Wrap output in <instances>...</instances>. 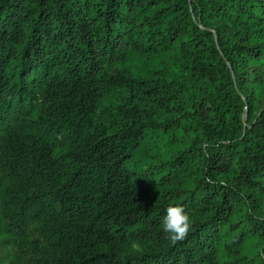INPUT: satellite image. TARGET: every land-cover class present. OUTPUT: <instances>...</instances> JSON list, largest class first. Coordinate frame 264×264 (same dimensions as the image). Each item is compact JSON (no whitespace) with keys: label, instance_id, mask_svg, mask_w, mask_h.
<instances>
[{"label":"trees","instance_id":"trees-1","mask_svg":"<svg viewBox=\"0 0 264 264\" xmlns=\"http://www.w3.org/2000/svg\"><path fill=\"white\" fill-rule=\"evenodd\" d=\"M0 221L34 264H264V0H0Z\"/></svg>","mask_w":264,"mask_h":264},{"label":"rangeland","instance_id":"rangeland-1","mask_svg":"<svg viewBox=\"0 0 264 264\" xmlns=\"http://www.w3.org/2000/svg\"><path fill=\"white\" fill-rule=\"evenodd\" d=\"M37 226L33 221L19 229L8 230L0 221V264H34L36 252L30 241L39 237ZM134 247L141 251L140 244Z\"/></svg>","mask_w":264,"mask_h":264},{"label":"clouds","instance_id":"clouds-1","mask_svg":"<svg viewBox=\"0 0 264 264\" xmlns=\"http://www.w3.org/2000/svg\"><path fill=\"white\" fill-rule=\"evenodd\" d=\"M162 228L171 244L185 240L192 228L190 214L183 206L170 205L162 220Z\"/></svg>","mask_w":264,"mask_h":264}]
</instances>
